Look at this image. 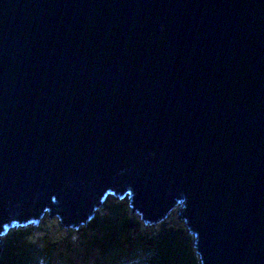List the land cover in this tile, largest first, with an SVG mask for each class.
Segmentation results:
<instances>
[{
	"label": "water",
	"instance_id": "obj_1",
	"mask_svg": "<svg viewBox=\"0 0 264 264\" xmlns=\"http://www.w3.org/2000/svg\"><path fill=\"white\" fill-rule=\"evenodd\" d=\"M107 195L264 264V0H0V236Z\"/></svg>",
	"mask_w": 264,
	"mask_h": 264
},
{
	"label": "trees",
	"instance_id": "obj_2",
	"mask_svg": "<svg viewBox=\"0 0 264 264\" xmlns=\"http://www.w3.org/2000/svg\"><path fill=\"white\" fill-rule=\"evenodd\" d=\"M169 215L146 228L140 214L116 198L96 209L75 232L77 228L58 221L62 231L51 237L48 218L37 224L36 235L33 224L19 226L2 239L0 264H38L39 258L43 264H200L190 233L168 222ZM74 233L78 247L71 243Z\"/></svg>",
	"mask_w": 264,
	"mask_h": 264
},
{
	"label": "rangeland",
	"instance_id": "obj_3",
	"mask_svg": "<svg viewBox=\"0 0 264 264\" xmlns=\"http://www.w3.org/2000/svg\"><path fill=\"white\" fill-rule=\"evenodd\" d=\"M117 197H115V196H112V195H107V197L104 199V201H103V204H102V206L104 205V203H108V202H112V201H114V199H116ZM121 200L125 203V204H128L129 202H128V197H122L121 198ZM101 208V207H100ZM179 210H181V205H178L177 207H175L171 212H170V215H169V217L166 219L168 222H170V223H173V224H181L182 226H185V223H184V221L181 219V218H179V216H178V212H179ZM48 217H47V214H45L41 219H40V221H39V224L41 223V222H44L46 219H47ZM49 220H51V221H48V225H47V228L49 229V233H50V236L52 237V236H55V235H58V234H60V232L62 231V228L60 227V225H59V220L56 218V217H51V218H48ZM159 222V221H158ZM157 223V222H156ZM156 223H145V225H146V228H151L152 226H155L156 225ZM28 226H31V224L30 225H28ZM82 225H80L79 226V228L81 227ZM17 227H19V226H13V227H11L10 229H8L7 231H5L4 233H3V235L2 236H0V240H1V242H0V246L1 247H3V244H4V242L2 241V239L5 237V236H7L8 235V233L9 232H11L12 230H14V229H16ZM21 228V227H20ZM187 229V228H186ZM78 230V228L77 229H75L74 230V232L75 231H77ZM33 233H34V235H36L37 234V231H38V228H37V226H34V228H33ZM40 232H42L41 230H40ZM39 232V233H40ZM191 235V234H190ZM191 237H192V235H191ZM193 238V237H192ZM71 243L73 244V246L74 247H78L79 245H76L77 244V240H76V234L74 233L73 235H71ZM56 254H58V253H55L54 254V258H53V261H55L56 259H57V256H56ZM38 264H43V262H42V260L39 258V260H38ZM58 264H68V263H66V262H64V261H60ZM75 264H77V263H75ZM119 264H121V263H119Z\"/></svg>",
	"mask_w": 264,
	"mask_h": 264
}]
</instances>
